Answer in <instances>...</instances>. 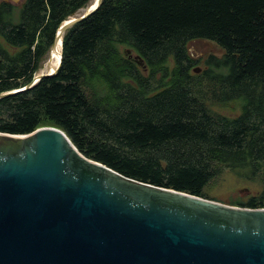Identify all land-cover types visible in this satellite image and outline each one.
Segmentation results:
<instances>
[{"label": "trees", "instance_id": "trees-1", "mask_svg": "<svg viewBox=\"0 0 264 264\" xmlns=\"http://www.w3.org/2000/svg\"><path fill=\"white\" fill-rule=\"evenodd\" d=\"M90 2L0 1V94L39 73L58 27ZM196 40L223 51L199 73ZM61 55L56 74L0 99V133L54 127L121 175L205 199L235 173L257 191L226 204L264 208V0H102Z\"/></svg>", "mask_w": 264, "mask_h": 264}, {"label": "water", "instance_id": "water-1", "mask_svg": "<svg viewBox=\"0 0 264 264\" xmlns=\"http://www.w3.org/2000/svg\"><path fill=\"white\" fill-rule=\"evenodd\" d=\"M101 1L58 27L44 63L59 46L54 71L0 99L56 74L64 33ZM0 264H264V208L128 178L86 158L54 127L0 133Z\"/></svg>", "mask_w": 264, "mask_h": 264}, {"label": "rangeland", "instance_id": "rangeland-1", "mask_svg": "<svg viewBox=\"0 0 264 264\" xmlns=\"http://www.w3.org/2000/svg\"><path fill=\"white\" fill-rule=\"evenodd\" d=\"M21 3L22 1L18 2L15 5L18 6ZM81 13H83V10L80 11L78 15H80ZM188 51L192 59H200V62L196 65V68H199L200 71L203 68V61L206 57H221L223 54L222 49H220L213 42L207 40L192 41L188 45ZM44 65L42 67V70L44 69ZM42 70H40L39 73ZM234 109H237L235 105L226 107H214V111L221 114L234 115ZM256 191V185L243 181L235 173L230 172H225V174L216 178L206 188V193L208 196L224 204L230 203L231 201H246V199H248L249 196L254 195Z\"/></svg>", "mask_w": 264, "mask_h": 264}, {"label": "bare ground", "instance_id": "bare-ground-1", "mask_svg": "<svg viewBox=\"0 0 264 264\" xmlns=\"http://www.w3.org/2000/svg\"><path fill=\"white\" fill-rule=\"evenodd\" d=\"M59 53H60V47L58 46L57 52H55V53L52 54V58H51V61L49 63V66L46 65V68L44 70H46V71H49V70L52 71L53 70L54 71L56 69V67L58 65V61H59V55H60Z\"/></svg>", "mask_w": 264, "mask_h": 264}]
</instances>
